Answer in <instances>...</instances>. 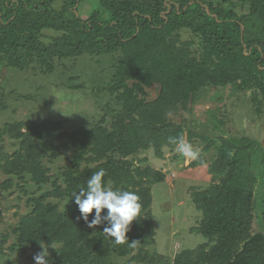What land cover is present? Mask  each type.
Here are the masks:
<instances>
[{
	"label": "trees",
	"instance_id": "obj_1",
	"mask_svg": "<svg viewBox=\"0 0 264 264\" xmlns=\"http://www.w3.org/2000/svg\"><path fill=\"white\" fill-rule=\"evenodd\" d=\"M85 3L92 5L87 14ZM185 30L192 39L182 40ZM85 55L115 62L96 122L72 132L54 119L0 129V171L8 176L0 196L16 186L32 196V210L0 236V251L14 236L12 252L43 244L48 264H264V144L231 135L225 121L233 97L264 115V0H0V71L49 76L59 61ZM72 79L69 88L83 89ZM93 91L99 100L101 90ZM205 105L202 122L196 111ZM184 114L197 118L194 125L175 121ZM170 137L205 143L189 166L207 165L212 177L204 189L189 190L202 213L191 231L207 242L173 261L149 249L156 236L152 186L166 174L140 156L163 158L175 149ZM7 138L18 145L11 154L2 146ZM63 157L67 166L53 175L50 166ZM100 169L114 190L133 191L142 204L121 243L103 232L107 223L90 228L73 198ZM29 183L41 193H28Z\"/></svg>",
	"mask_w": 264,
	"mask_h": 264
},
{
	"label": "rangeland",
	"instance_id": "obj_2",
	"mask_svg": "<svg viewBox=\"0 0 264 264\" xmlns=\"http://www.w3.org/2000/svg\"><path fill=\"white\" fill-rule=\"evenodd\" d=\"M92 8L90 3H85L83 11L85 14ZM192 39L187 30L182 32V40ZM197 41L193 49L197 48ZM80 57L76 60L59 61L55 72L49 76L34 75L33 71H16L10 68H2L0 71V129L6 123L15 121L43 119L62 120L65 129L72 132L80 127H89L96 122L104 112L98 102L105 106L108 98L105 90L110 86L113 75L114 61L109 57ZM72 78H75L74 80ZM72 79L74 84H83V89L69 88L67 80ZM100 89L99 100L94 98L93 90ZM155 92L152 93V97ZM27 96L29 99H20ZM226 129L231 135H247L256 141L264 144V115L255 116L251 112L253 109L242 105L236 97L226 103ZM199 119L204 122L206 105L197 109ZM182 119L197 121L196 117L189 114L175 118L180 123ZM188 129H192L188 126ZM229 133V134H230ZM185 141L191 143L201 154L204 149L203 142L193 137H187ZM4 151L13 153L18 145L5 139L3 143ZM215 155L211 150L205 154V160L210 163ZM147 157V164L152 168L166 174V179L162 183L152 186L153 204L152 212L156 236L154 243L150 246V251L168 256L171 261L176 254L183 250L196 249L207 242L200 234L192 232V228L198 226L202 220V213L194 205L189 190L198 187L204 189L212 182V177L208 174V166L203 165L191 168L189 164L195 161L185 158L174 149H165L163 158H158L150 151L140 155ZM70 157V156H69ZM66 158L63 157L55 164L51 165L53 175H59L63 166H67ZM8 176L0 171V183ZM28 193H37V188L33 184L26 185ZM31 195H27L20 187L3 192L0 196V236L11 233L12 229L19 223L21 217L27 215L32 208L28 206ZM54 201V200H51ZM1 240V238H0ZM12 236L3 245L4 253L0 251V263L15 264H35L33 257L41 252L38 248H28L25 252H12L9 247L14 243ZM47 249L48 247L44 245ZM118 264H126V260L120 259Z\"/></svg>",
	"mask_w": 264,
	"mask_h": 264
},
{
	"label": "clouds",
	"instance_id": "obj_3",
	"mask_svg": "<svg viewBox=\"0 0 264 264\" xmlns=\"http://www.w3.org/2000/svg\"><path fill=\"white\" fill-rule=\"evenodd\" d=\"M169 143L175 145V149L185 158L197 160L200 153L191 143L183 137H170ZM106 171L100 169L94 172L87 181L86 187H81L78 192L73 193L75 204L78 206L82 218L90 228L107 223L103 232L114 238L115 243L127 241L126 234L134 220L140 216L142 204L140 197L133 191L114 190L104 178ZM106 215H102L104 210ZM95 212L93 219L89 222L88 217ZM137 242L129 243L134 247ZM42 251L37 253L33 259L35 264H48L49 253L47 248L41 244ZM53 247V245H52Z\"/></svg>",
	"mask_w": 264,
	"mask_h": 264
},
{
	"label": "crops",
	"instance_id": "obj_4",
	"mask_svg": "<svg viewBox=\"0 0 264 264\" xmlns=\"http://www.w3.org/2000/svg\"><path fill=\"white\" fill-rule=\"evenodd\" d=\"M210 176V175H209Z\"/></svg>",
	"mask_w": 264,
	"mask_h": 264
}]
</instances>
